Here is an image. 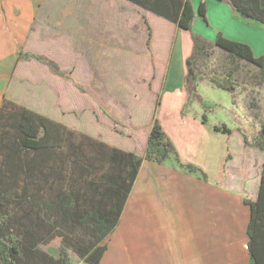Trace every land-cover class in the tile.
<instances>
[{
	"label": "crops",
	"instance_id": "crops-1",
	"mask_svg": "<svg viewBox=\"0 0 264 264\" xmlns=\"http://www.w3.org/2000/svg\"><path fill=\"white\" fill-rule=\"evenodd\" d=\"M203 2L206 15L212 11L213 18L219 20L214 26L216 36L221 33L227 40L246 44L256 58L264 59V26L233 12L227 3ZM144 15V10L125 0H0V107L6 98L67 125L65 116L74 111H91L82 104L81 110L77 99L91 101L92 116L101 124L106 119L100 114L101 109H107L105 112L111 115L109 111L115 104H124L127 119L120 122L123 134L114 132L113 126L110 131L139 142L138 149L116 148L107 141L112 134L107 129L108 134L103 133L104 127L90 135L139 156L144 155L155 112L175 153L162 165L142 160L99 264H255L248 248L244 249L250 240L247 231L250 207L245 201L257 200L264 153L254 147L257 136L248 137L244 133L237 110L233 113L237 109L236 88L231 93L225 92L231 96L233 108L228 103L208 101L213 108L205 112L198 102H187L183 80L191 41L190 50L180 58L184 66L175 75L172 66L180 31L175 35L170 61L162 60L163 68H168V82L161 84L164 70L159 90L153 92L155 97L146 103L142 116H137L130 106L137 103L135 98L126 99L123 104L108 100L105 109L95 105V101L100 102L96 90H100L98 87L110 72L133 71L128 64L119 68L121 57L131 59L133 65L135 59L151 60L152 49L149 53L145 49L148 31ZM138 24L143 34L137 50L134 28ZM213 36L208 38L212 40ZM121 41L125 42L124 50H120ZM20 53L54 61L64 76L54 75L36 60H19ZM160 63L157 60L156 65ZM155 78L152 70V80ZM36 83L42 85L37 87ZM75 85L92 86L96 93H81ZM147 88L149 91L148 85ZM161 93L170 97L163 99ZM256 93L264 98L262 90ZM186 103L189 107L185 110ZM46 108L56 110V114L46 112ZM216 110H223L224 119L233 122V127L221 118L212 119ZM142 119L151 124L144 125ZM222 125L229 134L215 131ZM188 164L196 171L187 169Z\"/></svg>",
	"mask_w": 264,
	"mask_h": 264
},
{
	"label": "trees",
	"instance_id": "trees-1",
	"mask_svg": "<svg viewBox=\"0 0 264 264\" xmlns=\"http://www.w3.org/2000/svg\"><path fill=\"white\" fill-rule=\"evenodd\" d=\"M125 1L162 18L175 30L190 34L192 50L185 60L183 87L187 101L198 102L205 112L213 105L198 96L196 88L200 82L209 79L210 84L227 93L235 89L232 74L219 79L206 76L196 68L209 48L221 49L230 59L256 67L260 79L256 87L260 89L264 85V59L256 58L250 46L227 40L221 33L210 43L192 32L196 13L202 21L207 20L203 0H198L196 11L193 0ZM214 1L227 3L233 12L264 26V0ZM145 25L146 44L150 48L153 33L147 21ZM18 59L36 60L54 75L64 76L54 61L45 57L20 53ZM75 87L84 92L80 85ZM100 114L114 124V132L123 134L118 129L123 127L120 122L102 109ZM201 120L205 123L204 115ZM215 131L229 134L223 125ZM254 147L264 153V117ZM174 153L155 112L144 155L139 156L69 130L48 116L3 99L0 107V264H71L64 250H59L58 257L54 258L39 249L55 236L84 264H99L142 160L162 165ZM186 168L196 171L190 164ZM33 170L41 173L43 186L26 188L23 198L19 194L17 199L10 197V179L17 174L27 176ZM10 202L16 210H26L23 218L26 223L16 221L18 230L10 221ZM245 203L250 207L247 248L255 264H264V162L257 200Z\"/></svg>",
	"mask_w": 264,
	"mask_h": 264
},
{
	"label": "rangeland",
	"instance_id": "rangeland-1",
	"mask_svg": "<svg viewBox=\"0 0 264 264\" xmlns=\"http://www.w3.org/2000/svg\"><path fill=\"white\" fill-rule=\"evenodd\" d=\"M193 5L195 7V11L197 8V5L199 4L198 0H193ZM208 11H211V9ZM212 12V11H211ZM211 12H208L206 15L207 20L202 21L197 13H196V18L193 20L192 23V32L195 33L198 37L209 41L210 43L213 42L214 37L216 36L214 33V26H217V22L219 20H215L213 16L211 15ZM146 15V21L149 26V28L152 30V40L150 48H148L146 44V48L148 53L151 56V60H143L142 58L135 59V65H133L131 59H124L121 57L119 60V68H121V65H129L133 68V71L127 70V71H116L113 70L107 75V78L105 80H102V85L99 86L98 88L100 90H96L97 94H99L100 102L95 101V105L99 108H104L108 106L109 101H117L123 104L126 99L129 98H135L137 100V103L130 105L133 112H137V116H142V113L144 114L147 109V102H150L153 100L155 97V94L153 92H158L159 87H160V75H163L164 70H165V78L164 80H161V84L164 85L168 82L167 78V71L168 68L166 67L163 68V63L169 62L172 51H174L173 44L176 40L177 37V42H178V51L175 53V61L172 66V70L174 71V74H178L180 69L184 66L182 61L180 62L181 57H185L186 53L190 50L189 47V33L180 31L177 35V30H175L174 26L170 23H167L164 21L162 18H159L157 16H154L152 14H149L148 12H145ZM210 15V16H209ZM146 26V25H145ZM141 24H138V28H134V31L136 34V42L138 46H136V49H140V40L142 36V32L140 31ZM145 34V32H144ZM175 35H177L175 37ZM209 35H214L213 39L210 40L208 38ZM175 38V39H174ZM147 41V38H146ZM121 41V49L124 50ZM126 47V46H125ZM132 46L129 45V49H131ZM180 49V51H179ZM205 55L201 60L197 62V69L204 73L206 76L213 77V78H224L227 76L228 73L232 74L233 78V85L237 90V94L234 95V100L237 104V109L233 111V113H238V116L241 118V120H238L240 125H242V129L244 133L248 137L252 136H257L258 132L261 130V124H262V118L264 115V98L258 97L256 94L257 90H262L264 92V85L258 89L256 87V84L260 80L257 74V69L254 66L247 65L239 60H233L230 59L223 50L218 49V48H213V49H207L204 53ZM157 60H160L161 63L156 65ZM163 60V63H162ZM179 60V61H178ZM132 63V65H131ZM152 70H154L155 74V81L152 80ZM102 73H107V72H102ZM163 76V77H164ZM153 81V82H152ZM37 87L40 84H37ZM147 85L149 86V91L147 88ZM81 86V85H80ZM84 92L80 91L81 93L84 94H94L95 91H93V87H87L82 85L81 86ZM151 87V88H150ZM70 88V87H69ZM151 89V90H150ZM186 92V91H185ZM96 93V92H95ZM34 93L31 92L30 94V99L33 98ZM187 94V93H186ZM197 94L198 96L201 97L203 101H209V102H214V103H219V104H226L228 103V106H232L231 104V96L224 91L217 89L214 85L210 84L209 79H206L198 84L197 87ZM38 96V95H37ZM160 97L168 98L170 97L168 94L163 95L162 93ZM39 99V98H38ZM41 99V98H40ZM130 99V100H131ZM143 100V103H139L138 100ZM78 100V105L79 108L82 110L83 107L81 108L80 105H84L85 108H91L89 112L87 110H84V112H76L74 111L72 115L70 116H65L66 121H68L66 127L69 130H74L73 126L82 129L79 130L78 132L83 133V135H86L88 137H91V133L93 132L94 134L97 133L96 129H101L103 133H106L105 129H107L109 132H111L112 135H110V139L107 141L114 143L113 145L116 148L119 149H136L138 146V143L130 138H127L126 136H116L112 131H110L112 125L107 119H103L102 124L97 123L95 117L92 116V109L91 107V101L88 100L87 98L83 99H77ZM144 100L146 101L144 103ZM74 102L76 100H73ZM193 101V100H191ZM188 102V101H187ZM196 102V101H193ZM190 103V102H188ZM253 103V107H251V104ZM124 105V104H123ZM121 105H114L113 110L109 111V113L118 120V122H123L125 119H127V111L124 109V106ZM39 106V105H37ZM129 106V105H127ZM201 106V105H200ZM189 105L187 104L186 108L187 109ZM226 107V106H225ZM142 109V110H141ZM95 110V109H94ZM141 110V111H140ZM203 108H201V111ZM104 111H107L105 109ZM46 112L56 114V110H52L50 108H46ZM227 112V111H226ZM232 113V111H231ZM223 110H216L212 115L211 118H221V121H224L229 127H233V122H229L228 118L224 119L223 117ZM55 116V115H54ZM144 117V116H143ZM58 119V118H57ZM57 119L55 120L57 122ZM64 119V120H65ZM100 120H102L100 118ZM54 121V120H53ZM144 125L146 124L149 125L151 122H147L146 120H141ZM122 124V123H121ZM110 126V127H109ZM121 130L123 133L124 130L122 128H118ZM133 129V128H131ZM138 130V129H135ZM140 131V128H139ZM133 133V132H132ZM101 134V133H100ZM108 132L106 133V135ZM110 134V133H109ZM102 135V134H101ZM104 135V134H103ZM128 135V134H126ZM105 137V136H104ZM94 138V137H92ZM138 149V148H137ZM133 151V150H132ZM137 153V152H136ZM44 173V172H43ZM11 174V173H10ZM41 173L37 170L31 171L27 176H24L22 174H17L16 178L10 179V187H9V196L12 197L13 199L18 198V194L20 195V198H23L24 196V191L26 188H31L34 185L39 186L38 188L43 186L42 182V177ZM32 190V189H31ZM40 194V192H37ZM43 194H45V190L42 191ZM10 206V207H9ZM8 213L11 215L10 221L13 223L14 229L18 230V225L16 221H21L23 223H26L25 220L23 219L25 217L26 210H16L15 205H11V202L8 203ZM108 242V241H107ZM41 251H44L47 253L49 256H52L54 258L58 257V251L59 250H64V252L67 253L69 256V261L71 264H84L83 262L78 259L74 253H72L70 250L66 249L62 243V239L59 236H55L53 240L50 243H47L46 245H41L39 247Z\"/></svg>",
	"mask_w": 264,
	"mask_h": 264
},
{
	"label": "built area",
	"instance_id": "built-area-1",
	"mask_svg": "<svg viewBox=\"0 0 264 264\" xmlns=\"http://www.w3.org/2000/svg\"><path fill=\"white\" fill-rule=\"evenodd\" d=\"M244 249H247V246H244Z\"/></svg>",
	"mask_w": 264,
	"mask_h": 264
}]
</instances>
